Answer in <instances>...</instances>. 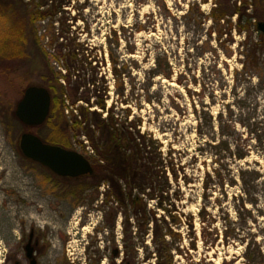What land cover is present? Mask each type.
<instances>
[{"label": "rangeland", "instance_id": "1", "mask_svg": "<svg viewBox=\"0 0 264 264\" xmlns=\"http://www.w3.org/2000/svg\"><path fill=\"white\" fill-rule=\"evenodd\" d=\"M224 1L74 0L69 10L79 19L73 31L98 63L99 74L104 76L102 85L106 89L107 111L113 103L118 104L113 116L123 118L125 97L118 96L116 91L124 90L125 96L129 95V99L137 103L131 113L140 124V135L156 140L159 152L164 156L172 152L174 159L170 168H175L179 176L177 184L173 171L168 169L167 176L179 195V199L174 197L173 201L185 222L191 216L195 218L194 232L198 236L191 242L195 239L191 229L186 224L178 228L183 234V249L175 255L174 264H248L244 244L217 242L208 250L201 238L197 217L201 207L207 205L210 214L217 219L215 226L224 235L223 219L227 215L236 219L238 203L235 197L242 198L245 207L252 212L255 221L248 223L246 232L255 234L264 250V149L250 135L255 127L253 124H259L264 118V89L258 85L256 75L249 77L241 71L246 34L235 30L238 16H230L231 26L228 20L216 22L213 17L215 8ZM227 1L232 9L243 3V0ZM262 3L264 5V0ZM248 12L254 13V8L250 7ZM259 12L264 14V8ZM40 26L39 46L31 40L26 47L28 58H4L7 26L0 17V176H3L0 216L2 214L3 238L9 230H13L14 239L34 230L45 247L41 257L43 264H94L100 257L103 259L101 264H110L109 258H113L115 251L120 253L116 259L119 264L124 256V216L119 213L116 217L110 216L112 203L103 202L107 183L95 191L88 190L82 197L83 181L59 178L49 169L25 158L20 149L21 136L25 133L42 138L50 135L47 126L28 128L15 115L27 88L44 83V67L52 58L53 50L48 38H44L49 26L44 24L45 30ZM160 53L167 54L173 79L157 78L148 91L149 73ZM87 56H79L85 62L84 67H87ZM113 60L126 68L121 83L114 77ZM52 62L56 70L63 68V62ZM4 68L9 76L3 73ZM132 68V74L127 76ZM46 72L49 73V68ZM149 96L153 99L152 105L146 101ZM78 106L81 105L78 103L74 108ZM220 113L222 116L219 117ZM209 114L213 118L212 126L207 123ZM106 116L107 112L103 118ZM98 135L97 132L93 134ZM222 138H226L233 148L243 144L249 146L250 154L236 163L228 158L232 170L230 176L237 184L231 186L227 174L226 186L214 190V195L207 201L203 197L204 177L207 172L220 169L215 161V150L208 143ZM72 144L70 150L83 154L90 161L97 159L99 154L104 155L106 146L96 141L92 143L82 133L73 138ZM223 166L221 170L225 168ZM252 197H256V204L250 201ZM240 209L243 211L241 206ZM159 214H162L160 210L157 216ZM113 224L114 229H108ZM151 228L144 237L148 249H144L139 239L141 235L135 239L138 244L136 264H156ZM5 245L1 250L2 261L10 248Z\"/></svg>", "mask_w": 264, "mask_h": 264}, {"label": "trees", "instance_id": "2", "mask_svg": "<svg viewBox=\"0 0 264 264\" xmlns=\"http://www.w3.org/2000/svg\"><path fill=\"white\" fill-rule=\"evenodd\" d=\"M73 2L74 0H0V17L7 26L6 38L3 43L4 58H28L29 50L26 47L29 46L31 40H34L36 46H39L40 43L39 24L44 30V24L45 27L49 26L44 38H48V44L53 53L51 54L52 58L44 67L46 71L49 68V73L43 72L44 83L41 86L47 88L52 96L51 112L43 124L49 128L50 135L40 138L46 143L62 146L69 150L73 147V138L81 133L92 143L93 141L105 143L104 155L99 154L97 159H91L94 168L93 175L76 179H62L83 181L82 197L86 196L88 190L95 191L101 184L107 183L108 191L105 192L106 199L103 202L112 203L110 216L114 214L113 216L116 217L118 213L124 216L122 223L124 256L119 264H136L134 261H137L138 258V244L135 239L141 235L139 239H141L144 249H148L149 246L144 237L150 233V226H152L151 243L156 264H174L175 255L182 253L183 249V234L178 228L186 224L188 229H191V236L195 237L191 242L198 239V236L194 232L195 218L191 216L190 220L185 222L182 212L178 210L176 202L173 201L174 197H177L178 200L179 195L177 191L173 190L170 176H167L171 161L174 159L172 152L170 151L169 155L164 156L161 151L159 152V144L156 140L148 135H140L138 131L140 124L136 123L138 121L134 120L131 113L133 106L137 103L131 101L129 95L125 96L124 90L116 91L118 96L125 97L122 101L126 106L123 118L119 119L113 116L114 108L118 104L113 103L107 111L106 89L102 85V81L105 80L104 76L99 74L96 68L98 63L92 59L89 49L73 31L79 20L76 14L72 15L69 12ZM227 3L226 0L216 7L213 17L216 22L228 20L231 26L230 16H238L235 30L239 34H246L243 42L242 55L244 59L241 71L249 77L256 75L259 79L258 85L264 89V36L257 30V23L261 19L264 20V14L259 12L264 8L262 0H243L240 7H237L236 4L233 9ZM250 7L254 8V13L248 12ZM81 54L88 55L87 67H84L85 62L79 59ZM52 60L63 62V68L56 70L52 66ZM155 63V67L149 73V86L146 89L148 91L151 90L153 81L157 78L173 79V68L166 53H160ZM113 65L116 82H123L126 68L121 67L116 60H113ZM132 70L133 68L127 76L132 74ZM3 71L9 76V72L5 68ZM133 95L135 94L133 93ZM146 101L151 105L154 103L150 96ZM78 103L81 106L74 108ZM105 112H107V116L103 118ZM204 113L206 114V112ZM220 116H222L221 113ZM208 119L207 123L212 126L211 114ZM254 125L250 135L255 137L257 143L264 149V118L259 124ZM96 132L99 135L93 136ZM201 134H204L203 130H201ZM247 140L248 138L244 139L245 142ZM208 145L215 150V161L220 165V169L215 168L213 172H207L204 177L203 197L207 201L212 194L214 195V190L226 186L225 177L227 174L231 180L230 185L237 184L236 179L230 176L232 170L228 158L236 163L245 160L250 154L249 146L245 147L243 144V146L236 145L233 148L226 138L215 140ZM223 159L226 160L221 162ZM223 165L225 168L221 170ZM170 170L173 171L174 181L178 184L179 176H177L175 168H170ZM234 199L238 203L236 219H232L228 215L223 219L224 235L215 226L217 219L210 214L207 205L205 204L199 210L197 217L201 225V238L204 245L210 250L212 248L210 245L213 246L217 242H224L227 245H234L238 242L245 246L244 257L248 264H263L264 250L261 242L258 241L255 234L246 232L248 223L253 217L252 212L245 207L242 198L238 200L235 197ZM250 201L256 204L257 199L252 197ZM159 210L162 214L157 216ZM114 227L115 224L108 229L113 230ZM193 249H197L196 244ZM119 256L120 253L116 257L109 258L110 264H118L116 259ZM102 261L103 259L100 257L95 260L94 264H101Z\"/></svg>", "mask_w": 264, "mask_h": 264}, {"label": "water", "instance_id": "3", "mask_svg": "<svg viewBox=\"0 0 264 264\" xmlns=\"http://www.w3.org/2000/svg\"><path fill=\"white\" fill-rule=\"evenodd\" d=\"M257 30L264 36V21L257 23ZM51 107L50 91L45 87L30 86L18 103L15 115L25 126L36 128L47 121ZM20 149L25 158L48 168L62 178L76 179L94 173L92 162L83 154L45 143L32 133L21 136ZM117 255L118 251H115L113 256ZM32 264H37L36 260Z\"/></svg>", "mask_w": 264, "mask_h": 264}, {"label": "flooded vegetation", "instance_id": "4", "mask_svg": "<svg viewBox=\"0 0 264 264\" xmlns=\"http://www.w3.org/2000/svg\"><path fill=\"white\" fill-rule=\"evenodd\" d=\"M3 176H0V183ZM14 195V194H12ZM2 216V214H1ZM0 216V264H32L35 260L37 264H43L41 257L45 251V247L41 244V236L36 235L31 230L28 235L22 234L18 239H14L13 230H9L3 238ZM8 245L9 251L6 252L5 260L2 261V246ZM5 245V246H6Z\"/></svg>", "mask_w": 264, "mask_h": 264}]
</instances>
